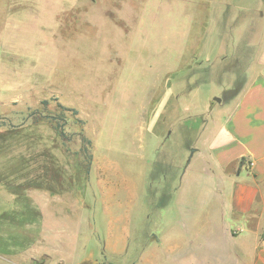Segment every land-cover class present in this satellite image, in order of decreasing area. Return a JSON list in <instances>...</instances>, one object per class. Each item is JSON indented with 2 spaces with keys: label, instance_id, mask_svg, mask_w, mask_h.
Instances as JSON below:
<instances>
[{
  "label": "rangeland",
  "instance_id": "1",
  "mask_svg": "<svg viewBox=\"0 0 264 264\" xmlns=\"http://www.w3.org/2000/svg\"><path fill=\"white\" fill-rule=\"evenodd\" d=\"M217 1L0 0V186L10 192L0 204L10 221H0V232L30 219L29 185L39 167H51L44 154H52L60 183L80 189L78 210L60 219H90L91 238L86 249L54 242L29 255L45 248L72 261L88 251L93 261L153 264L154 237L164 229L157 224L182 217L180 191L214 129L202 138V122L211 115L221 124L260 72L263 36L240 29L259 20L264 0H223L216 23ZM201 10L212 16L204 49ZM126 222L129 255L103 256L110 230ZM8 223L14 228H3ZM27 244L0 243V264H31L3 255Z\"/></svg>",
  "mask_w": 264,
  "mask_h": 264
},
{
  "label": "crops",
  "instance_id": "2",
  "mask_svg": "<svg viewBox=\"0 0 264 264\" xmlns=\"http://www.w3.org/2000/svg\"><path fill=\"white\" fill-rule=\"evenodd\" d=\"M152 1L148 0L155 2ZM216 4L219 15L215 20L218 23L226 2L218 0ZM143 12H146L145 8ZM211 18L203 10L195 17L202 29L199 49H204L209 41ZM192 28L187 31L192 32ZM248 31L263 36L259 39L256 57L260 72L236 97L229 113L221 118V124L218 125V118L214 121L211 115L202 122V138L209 127L214 129L210 130L202 150L195 151L198 155L196 171L186 178V188L180 191L182 202L178 209L182 217L157 224L165 230L154 237L153 264H264V13H260L258 21H249L240 29L241 33ZM194 157L195 154L191 164ZM8 193L0 186V204L8 203L3 197L9 199ZM79 194L80 189L73 186L66 189L60 182L55 188L32 187L29 199L42 212V218L37 222L22 221L15 225L19 226L16 231L0 232V243H30L17 248L18 251L8 248L3 255L15 260L24 255L31 264H51V258L57 260L54 264H114L108 260L93 261L90 259L92 253L87 255L88 251L83 255L78 253L72 261L54 257L45 248L39 254L29 255L43 244L54 242L62 243L64 247L67 243H77L81 249L86 247L92 233L90 219H60L63 211L78 210L76 197ZM56 210L55 214L49 215ZM128 225L126 222L124 226L118 225V230H110L109 239L101 249L103 256L122 258L129 255ZM32 226L40 227L36 235L27 230ZM7 227L14 228L11 223L3 226ZM19 237L28 239L20 241ZM145 256L146 250L141 251L140 259Z\"/></svg>",
  "mask_w": 264,
  "mask_h": 264
},
{
  "label": "trees",
  "instance_id": "3",
  "mask_svg": "<svg viewBox=\"0 0 264 264\" xmlns=\"http://www.w3.org/2000/svg\"><path fill=\"white\" fill-rule=\"evenodd\" d=\"M49 104V102L45 101L44 102V105L47 106ZM72 112L74 114H77V112L75 110H72ZM79 123H81V121H78ZM62 135H65L64 131L62 132ZM14 138L15 137V134L13 135L11 132L7 133V135H5V137H11ZM4 138V137H3ZM84 139V138H83ZM87 150H83V153L85 154L86 158L88 159V155H87ZM45 158L47 161H50V166L51 167H47L45 166L43 168V166L39 167V169H41V174L39 175V177L37 178V180H34L31 182V187H34V188H52L49 186V184L52 185V183L58 185L57 182H61L62 180H64V176L61 172V170H58V168L56 167V160L54 159V157L52 156V154H44ZM90 159V158H89ZM88 159V160H89ZM90 161V160H89ZM43 172V173H42ZM43 174V175H42ZM45 175L44 178H42L43 176ZM43 181V182H42ZM38 182H40L38 184ZM47 182V183H46ZM46 183V184H45ZM34 184H37L36 186H33ZM34 208V207H33ZM30 216V217H29ZM9 217V216H8ZM28 217L30 219H27L25 221H28V220H32L33 222H37L40 220L41 218V213L40 211H38L37 208H34L30 211V215L28 214ZM2 221L6 220V221H10L7 217H3L1 218ZM23 220H16V223L19 222L21 223ZM12 223V221H11ZM24 246V245H23ZM5 250L8 249V248H4ZM85 264H93V263H85Z\"/></svg>",
  "mask_w": 264,
  "mask_h": 264
},
{
  "label": "water",
  "instance_id": "4",
  "mask_svg": "<svg viewBox=\"0 0 264 264\" xmlns=\"http://www.w3.org/2000/svg\"><path fill=\"white\" fill-rule=\"evenodd\" d=\"M218 101H220V100H218Z\"/></svg>",
  "mask_w": 264,
  "mask_h": 264
}]
</instances>
